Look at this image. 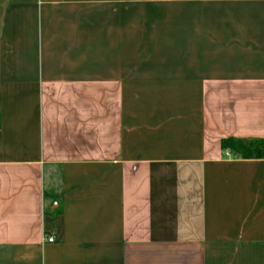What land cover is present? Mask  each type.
Instances as JSON below:
<instances>
[{
  "label": "crops",
  "instance_id": "crops-1",
  "mask_svg": "<svg viewBox=\"0 0 264 264\" xmlns=\"http://www.w3.org/2000/svg\"><path fill=\"white\" fill-rule=\"evenodd\" d=\"M229 136L264 138V0H0V264H264Z\"/></svg>",
  "mask_w": 264,
  "mask_h": 264
},
{
  "label": "trees",
  "instance_id": "trees-1",
  "mask_svg": "<svg viewBox=\"0 0 264 264\" xmlns=\"http://www.w3.org/2000/svg\"><path fill=\"white\" fill-rule=\"evenodd\" d=\"M220 145L242 158H264V138L240 139L229 136L222 138Z\"/></svg>",
  "mask_w": 264,
  "mask_h": 264
},
{
  "label": "built area",
  "instance_id": "built-area-1",
  "mask_svg": "<svg viewBox=\"0 0 264 264\" xmlns=\"http://www.w3.org/2000/svg\"><path fill=\"white\" fill-rule=\"evenodd\" d=\"M43 240L48 241V242H52L55 240V237L52 234H50V235L44 234Z\"/></svg>",
  "mask_w": 264,
  "mask_h": 264
}]
</instances>
